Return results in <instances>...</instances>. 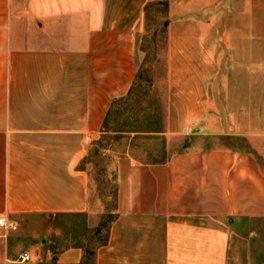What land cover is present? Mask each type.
<instances>
[{"label":"crops","instance_id":"crops-1","mask_svg":"<svg viewBox=\"0 0 264 264\" xmlns=\"http://www.w3.org/2000/svg\"><path fill=\"white\" fill-rule=\"evenodd\" d=\"M263 1L233 0L224 26L200 18L223 0H0V264H85L99 217L83 164L107 135L116 217L93 264H264ZM150 3L168 15L164 117L102 132L137 85ZM225 51L231 137L246 148L200 147L182 128L206 111Z\"/></svg>","mask_w":264,"mask_h":264},{"label":"rangeland","instance_id":"rangeland-1","mask_svg":"<svg viewBox=\"0 0 264 264\" xmlns=\"http://www.w3.org/2000/svg\"><path fill=\"white\" fill-rule=\"evenodd\" d=\"M232 1L223 0L222 11L207 10L205 13H208L209 17H200L201 20H212L213 17L211 16L215 12V16L218 17L215 19L216 23L224 26L227 24L229 26V14L232 8ZM145 22L144 33L139 46L142 61L138 67L137 85L131 97L127 100V103H129L128 108L119 116L117 115V120H113L114 115L112 116L109 120L111 121L110 127L116 126V128L120 127L119 129L123 130L126 128H136L138 124H142L144 128L145 126L158 127L164 117L163 111L167 100L168 75V44L166 38V25L168 23L167 10L161 8L152 9ZM220 31L219 37L222 36ZM224 36L226 40H229L228 33H225ZM219 42H221V39H219ZM224 55L226 56L220 59L217 70H212L207 76L208 80L203 92L204 110L206 109V111H203L202 114L195 115L192 120L188 121L191 123L187 127L185 125L182 128L183 131L188 132L189 137L194 139L193 142H196L200 147H222L230 149L242 146L246 148L248 147L246 141L240 140L237 143L231 137L234 129L230 115L229 51H225ZM218 123L221 125L220 130L217 126ZM204 124L206 125L204 126ZM218 130L221 136H205L203 134L206 132H217ZM127 137H132V135ZM114 138L113 135H107L102 139L99 147L97 145L95 146L98 148L94 155V160L97 161L96 163H89V157L91 156L90 150L88 159L83 164L90 180L92 207L96 216L99 217V222L102 217L104 218L112 210L114 202L113 194H111L114 186L112 168L108 165L109 162L105 158L106 151L110 150L113 145H116L117 141ZM149 144L152 145L150 149H153L154 152H157L161 146L158 142H149ZM186 145L187 141L181 140L179 144H176V147H185ZM157 155L159 156L158 159L163 158L164 160L165 154L164 156L161 154ZM104 232L105 230H102L101 235Z\"/></svg>","mask_w":264,"mask_h":264},{"label":"trees","instance_id":"trees-1","mask_svg":"<svg viewBox=\"0 0 264 264\" xmlns=\"http://www.w3.org/2000/svg\"><path fill=\"white\" fill-rule=\"evenodd\" d=\"M154 8L155 9L156 8L166 9V7L158 6L155 3L154 4L153 3L148 4L144 8V10H145V21L149 17L150 11ZM145 25H146V22H145ZM136 82H137V78H136ZM130 97L131 96L128 95L127 98L117 99L112 103V107L110 108V111H109L108 115L106 116V119H105L104 124L102 126V132H114V133H116V132H128L129 130H130L129 132L143 131L144 126H142V124H138L136 126V128H130V129L126 128L124 130L119 129L120 127L116 128V126L110 127V125H108L109 120L112 118L113 115H114L113 120H117V117L122 112H124L125 109L128 108L129 103H127V100ZM111 194H113V200H114L112 210H110V212H108V214L104 218L102 217V219L98 223V225L92 230V234H91V236H89L88 242L84 246V262H85V264H93L97 248H99V247H101L107 243L108 227L116 217V187H115V184L113 186V190L111 191ZM102 230H105L103 235H101Z\"/></svg>","mask_w":264,"mask_h":264},{"label":"built area","instance_id":"built-area-1","mask_svg":"<svg viewBox=\"0 0 264 264\" xmlns=\"http://www.w3.org/2000/svg\"><path fill=\"white\" fill-rule=\"evenodd\" d=\"M7 226L4 222V219L0 217V231H3L4 229H6ZM29 260V256L28 254H22L21 257H20V261L21 262H24V261H28Z\"/></svg>","mask_w":264,"mask_h":264},{"label":"water","instance_id":"water-1","mask_svg":"<svg viewBox=\"0 0 264 264\" xmlns=\"http://www.w3.org/2000/svg\"><path fill=\"white\" fill-rule=\"evenodd\" d=\"M97 147H92V149H91V156H90V159H91V161L93 162V163H96L97 161H95L94 160V155H95V153H96V151H97Z\"/></svg>","mask_w":264,"mask_h":264}]
</instances>
